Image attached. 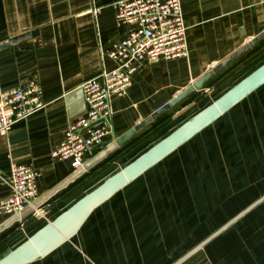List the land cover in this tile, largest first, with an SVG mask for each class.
I'll use <instances>...</instances> for the list:
<instances>
[{
  "label": "crops",
  "instance_id": "0c3cea01",
  "mask_svg": "<svg viewBox=\"0 0 264 264\" xmlns=\"http://www.w3.org/2000/svg\"><path fill=\"white\" fill-rule=\"evenodd\" d=\"M116 1L0 0V91L36 81L46 103L16 122L11 130L0 131V202L12 195V163L25 164L37 171L39 193L32 202L42 199L77 170L69 160L53 157L52 151L71 122L86 113L88 106L82 83L115 66L108 53L133 27L118 24ZM181 4L187 25V55L142 63L132 75L128 92L111 97L112 134L93 149L85 161L109 144L117 142L119 146L26 215H1L0 254L264 61V0H181ZM190 87L185 97L161 110ZM202 132L180 149L196 141ZM222 161L227 173L225 159ZM161 162L98 207L71 240L30 264H52L53 261L60 264H173L200 243L203 239L181 254L168 255L163 261L161 244L145 240L147 234L154 236L157 229L147 224L151 218L143 212L141 204L132 206L131 203L140 200L136 195L138 181H145L148 172L154 171ZM239 183L247 185L241 180ZM263 194L264 191L237 213ZM118 200H122L125 208L120 221L108 227V234L99 233L86 246L83 230L88 225L97 227L101 222L105 225L106 217H116L114 207ZM263 207L264 201L181 264L188 263L237 224H240L236 233L239 242L233 249L226 250L234 254L218 256L216 264H264V220L262 224L251 226ZM37 209L43 210L44 216H37ZM146 252H149L148 257Z\"/></svg>",
  "mask_w": 264,
  "mask_h": 264
},
{
  "label": "rangeland",
  "instance_id": "374dc122",
  "mask_svg": "<svg viewBox=\"0 0 264 264\" xmlns=\"http://www.w3.org/2000/svg\"><path fill=\"white\" fill-rule=\"evenodd\" d=\"M194 142L165 158L154 171L148 172L145 181H138L136 195L140 200L131 203L132 206L140 203L143 212L151 218L147 224L157 232L154 236L147 234L145 240L161 244L163 261L168 255L181 254L197 244L264 191V86L206 128ZM190 159L192 163L187 166ZM184 163L187 175L183 171ZM239 180L247 185H241ZM191 196L194 198L190 199ZM114 211L116 217L104 218L105 225L101 222L97 227L88 225L83 230L86 246L99 233L108 234V227L120 221L125 212L122 200L116 201ZM259 211L256 223L251 226L262 224L264 207ZM233 228L186 264H205V261L216 264L218 256L233 255V251L226 250L239 242L236 233L240 224Z\"/></svg>",
  "mask_w": 264,
  "mask_h": 264
},
{
  "label": "built area",
  "instance_id": "2783aa9c",
  "mask_svg": "<svg viewBox=\"0 0 264 264\" xmlns=\"http://www.w3.org/2000/svg\"><path fill=\"white\" fill-rule=\"evenodd\" d=\"M114 7L118 24L133 27L108 53L115 66L82 83L88 106L86 113L71 122L63 139L52 151L53 157L69 160L73 169L81 167L86 156L112 134L111 97L128 92L132 75L142 63L187 55V25L181 0H118ZM45 105L41 86L36 81L1 90L0 131L11 130L16 122ZM37 177V171L31 166L12 163V195L0 202V216L21 213L37 197ZM36 215L44 216V211L37 209Z\"/></svg>",
  "mask_w": 264,
  "mask_h": 264
},
{
  "label": "water",
  "instance_id": "95a60500",
  "mask_svg": "<svg viewBox=\"0 0 264 264\" xmlns=\"http://www.w3.org/2000/svg\"><path fill=\"white\" fill-rule=\"evenodd\" d=\"M262 85H264V61L240 76L213 100L162 134L145 149L101 177L73 202L48 216L46 222L40 227L3 251L0 254V264L33 263L46 257L59 246L71 240L98 207L212 125ZM191 89L190 87L178 93L161 110L170 108L171 105L185 97ZM118 146L117 142L109 144L84 161L81 167L46 193L42 199L31 202L26 206L21 212L22 215L24 216L35 207H38L50 195L102 161ZM263 201L264 194L195 245L173 264L183 263Z\"/></svg>",
  "mask_w": 264,
  "mask_h": 264
},
{
  "label": "trees",
  "instance_id": "16d2710c",
  "mask_svg": "<svg viewBox=\"0 0 264 264\" xmlns=\"http://www.w3.org/2000/svg\"><path fill=\"white\" fill-rule=\"evenodd\" d=\"M262 86H263V85H262ZM260 88H262V87H260ZM260 88H258V90H259ZM255 91H256V90H255ZM253 93H254V92H253ZM253 93H252V94H253ZM252 94H250V95H252ZM250 95H249V96H250ZM220 118H221V117H220ZM220 118H219V119H220ZM219 119H218V120H219ZM218 120H217V121H218ZM217 121H215V122H217ZM210 126H211V125H210ZM210 126H208L207 128H209ZM204 130H205V129H204ZM196 137H197V136H196ZM196 137H195V138H196ZM193 138H194V137H193ZM195 138H194V139H195ZM181 147H182V146H181ZM181 147H180V148H181ZM180 148H179V149H180ZM177 150H178V149H177ZM177 150H176V151H177ZM176 151H175V152H176ZM175 152H173V153H175ZM173 153H172V154H173ZM169 156H170V155H169ZM166 158H167V157H166ZM196 159H197V158H194V160H196ZM190 163H192V162H191V159L189 160V162H187V166H188ZM187 166H185V163H184V165H183V171L187 169ZM184 174L187 175V172L184 171Z\"/></svg>",
  "mask_w": 264,
  "mask_h": 264
}]
</instances>
